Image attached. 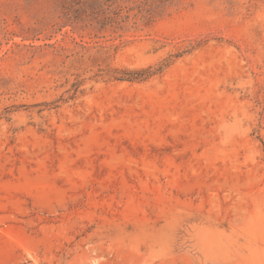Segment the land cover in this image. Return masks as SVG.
Returning a JSON list of instances; mask_svg holds the SVG:
<instances>
[{"label": "rangeland", "instance_id": "374dc122", "mask_svg": "<svg viewBox=\"0 0 264 264\" xmlns=\"http://www.w3.org/2000/svg\"><path fill=\"white\" fill-rule=\"evenodd\" d=\"M99 2L0 0V264H264V0Z\"/></svg>", "mask_w": 264, "mask_h": 264}, {"label": "trees", "instance_id": "16d2710c", "mask_svg": "<svg viewBox=\"0 0 264 264\" xmlns=\"http://www.w3.org/2000/svg\"><path fill=\"white\" fill-rule=\"evenodd\" d=\"M85 1L86 2L92 1L94 3V7L91 11V15L96 16L95 18H100L102 15L107 13L106 20H109V19L113 20V17H111V14H117L114 12L112 7L104 9L103 5H100L99 0H85ZM120 1H123V0H120ZM158 1H160V0H158ZM158 8L159 7L156 5V3L154 1L152 8L150 10L145 11V13H144L145 16H148V17L152 16L156 12L155 10H157ZM86 9H88V8H86ZM84 12H87V11H84Z\"/></svg>", "mask_w": 264, "mask_h": 264}]
</instances>
